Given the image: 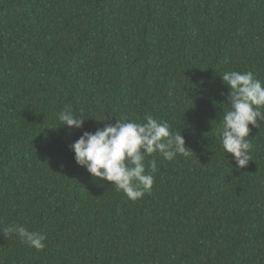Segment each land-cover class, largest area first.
<instances>
[{"label": "trees", "instance_id": "obj_1", "mask_svg": "<svg viewBox=\"0 0 264 264\" xmlns=\"http://www.w3.org/2000/svg\"><path fill=\"white\" fill-rule=\"evenodd\" d=\"M233 70L264 82V0H0V230L47 236L0 233V264H264V123L244 169L219 135ZM68 109L81 129L60 127ZM147 115L194 153L147 157L133 202L70 146Z\"/></svg>", "mask_w": 264, "mask_h": 264}, {"label": "clouds", "instance_id": "obj_2", "mask_svg": "<svg viewBox=\"0 0 264 264\" xmlns=\"http://www.w3.org/2000/svg\"><path fill=\"white\" fill-rule=\"evenodd\" d=\"M220 78L229 89L225 104L228 107L220 121L221 145L240 170L252 161L249 126L258 128L264 123V82L251 71H226ZM57 119L60 127L69 129H81L88 120L70 109L59 112ZM70 150L74 152L76 164L86 169L93 179L110 182L133 202L150 193L155 182L157 163L154 159L148 161L146 170L147 157L159 154L165 160L173 161L178 156L187 158L194 153L186 147L180 130L172 131L167 121L151 115L139 123L123 117L117 118L115 123L105 122L94 134L83 132ZM0 233L14 235L37 251L46 246V234L32 232L19 224L5 226Z\"/></svg>", "mask_w": 264, "mask_h": 264}]
</instances>
